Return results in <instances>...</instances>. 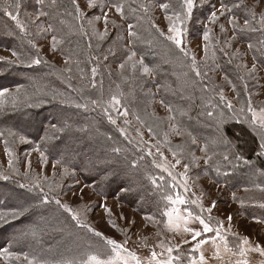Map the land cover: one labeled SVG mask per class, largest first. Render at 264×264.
Segmentation results:
<instances>
[{
	"label": "trees",
	"instance_id": "trees-1",
	"mask_svg": "<svg viewBox=\"0 0 264 264\" xmlns=\"http://www.w3.org/2000/svg\"><path fill=\"white\" fill-rule=\"evenodd\" d=\"M76 3L83 14L79 18L72 0H56L55 6L51 0L43 5L37 0H0V48L16 51L26 63L41 60L31 67L0 60V91L8 90L0 98V157L4 153L11 161L9 170L0 161V253L7 249L28 258L34 251L40 257L47 252L48 261L55 263L62 252L52 246L64 240L61 264L75 261L68 257V247L83 239L94 243L97 239L61 206L60 199L78 184L104 199L118 200L143 209L140 212L145 216L155 213V218L164 220L156 206L160 162L153 154L159 147L142 142L135 130H147L153 139L164 143L169 123L160 110L173 114L174 125L184 135L174 143L179 156L194 151L193 141H199L195 135L213 150L225 138L233 150L224 157L257 160V167L264 172V160L256 156L261 144L251 128L234 120L221 96L226 86L217 80L219 74L228 77L240 96H247L251 89L236 58L227 55L230 49L224 47L230 33L253 46L250 50L256 65L264 72V29L259 23L264 13L248 0H220L226 7L213 22L216 1L194 0L190 18L182 25L175 22L183 30L178 47L159 28L153 13L175 18L184 12L183 0H96L92 8L88 0ZM118 4L123 6L122 14L114 7ZM165 4L167 8L161 7ZM106 5L116 14L108 17L107 25L103 15ZM250 10L256 14L255 20ZM41 11L47 15L39 16ZM8 12L18 14L25 32ZM233 18L235 28L230 22ZM246 18L251 28L261 30L243 29ZM129 25L135 36H129ZM105 28L107 35L101 39ZM205 34L210 41L209 55L198 59L190 42ZM193 57L200 76L193 71ZM220 125L225 137L218 135ZM35 162L45 165V170L46 164L52 163L55 170L50 176L45 170L39 174ZM221 166L228 167L225 163L213 167Z\"/></svg>",
	"mask_w": 264,
	"mask_h": 264
},
{
	"label": "rangeland",
	"instance_id": "rangeland-1",
	"mask_svg": "<svg viewBox=\"0 0 264 264\" xmlns=\"http://www.w3.org/2000/svg\"><path fill=\"white\" fill-rule=\"evenodd\" d=\"M3 1L7 2V0ZM215 1L214 11L216 16L221 15L223 10L221 9L220 0ZM248 1H250L251 5L256 6L259 12L264 13V0ZM105 10L106 12L108 11V17L116 16L113 8L106 5L103 8V11ZM153 16L159 28L167 37L173 35V33L169 32V26L172 23L177 27L175 18L170 22L167 19L168 16L160 12L153 13ZM209 42L204 37L190 42L194 55L198 59L206 56L205 47L209 48ZM224 47L231 51L227 55L231 54V56L236 58L241 72L251 84V89L247 96H240V93H237L236 89L233 90L231 86L234 83L228 77L219 74V76L217 75V80L226 86L224 91H221L222 100L227 105L229 102L231 103V108L227 107L231 110L234 120L251 128L259 143H264V139H262L264 137V128L260 127L259 121L253 124L252 111H249V108H251L259 113L261 109H264V72L256 65L249 46L232 33L228 36ZM44 48L49 56L51 51L48 46ZM208 55L209 49L207 51ZM0 57H4L6 61L14 60L12 53L1 48ZM253 65H255L254 71H252ZM242 85L244 87L243 83ZM237 100L239 101L238 106H236ZM160 112L169 123L164 143H159L153 139L147 130L135 128L142 142L159 147V149H155L157 155L153 154L159 158L160 162L157 170L160 175L155 183L159 202L156 205L157 209L161 210L162 214L176 209L173 212V217L179 215L184 219H188L189 223L187 226L194 231L202 232V235L194 240L192 233L183 231V224L180 231H169L165 227L168 217L164 214V220L159 221L154 217L155 213L153 215L148 213L145 216L142 211L140 212L143 209H134L115 199H104L94 193L88 186L78 184L65 198L60 200L68 205L69 208L80 213L81 221L83 224L88 225V227H84L87 231L94 235L95 232H100L103 236L95 235L97 238L93 239L95 243L91 240L83 239V241L73 244L72 248L67 246L71 250L68 257L76 261L85 258L87 253H110V246L106 244L104 239V237H107L116 240L118 243L127 241L125 247L129 251L135 252L145 264H147V259L150 258L152 251L158 254V259L167 258L169 255L167 248L169 247L173 249L171 255L179 258L174 260L173 264H190L193 257L198 260L201 251L208 264H236L238 260L244 259L248 261V264H264V256L258 252L248 251L245 257H240L238 254V246L244 248L251 246L254 248L256 245H260L264 247V206H262L264 205V172L257 167V160L243 161L239 157L235 160L230 159V156L225 159L223 155H227L233 150V146L225 138V140L223 139L224 143L221 146L217 145L216 150H213L212 148L209 149L197 135L195 136L199 141L194 139L193 152L186 151L184 156H179L176 153L174 156V151L178 149L174 143L180 142L184 135L179 133L178 125H174L176 120L173 114H169L166 110H160ZM129 126L133 129L132 123ZM220 127L221 125L218 127V135L225 137ZM133 132L135 133V131ZM168 144L171 147H167ZM218 150L228 152L219 153ZM258 150L256 156L261 155L264 160V154H262L264 149H261L259 145ZM177 160H180L179 164L176 163ZM0 161L9 170V158H6L4 153H2ZM25 162L24 159L23 164ZM221 163H225L228 167L224 168L221 166L214 169L213 166L221 165ZM185 164L188 165L187 173H185ZM34 168L39 174H43L45 165L35 162ZM54 170L55 167L53 168L52 163L46 164L45 173L48 176L52 175ZM23 171L28 173L25 169ZM169 173L172 175H169ZM13 175L11 174L9 177ZM177 195L184 203L172 204L167 199L169 196L176 199ZM194 201L195 203H193ZM106 209H110L111 214ZM207 209H211V211L208 212ZM144 210L148 211L150 209ZM189 213L192 214L191 217ZM148 217L152 219L149 220ZM196 217L203 218L208 222L213 231L203 233V226ZM209 217H211L210 220ZM229 217H231V220H229ZM113 224L116 227H113ZM89 229H94L95 231ZM216 229H219L220 235L226 239L232 252L224 250L223 242L216 237ZM245 237L249 240V245L242 243ZM213 238H215V243ZM200 240L207 242L201 245L199 250L193 251ZM216 244L220 245L219 259L216 257ZM64 245V240L53 244L52 248L54 250L62 252L61 258L55 263L52 260L48 261L47 252L43 257H40L34 251L26 259L22 255H18L16 251L11 253L12 255H0V264H29V261H34V264H61L63 254L66 252V250H63L65 248ZM14 246L19 247V245L15 244ZM233 253H236V255H233ZM131 264H135V262L132 261Z\"/></svg>",
	"mask_w": 264,
	"mask_h": 264
},
{
	"label": "snow or ice",
	"instance_id": "snow-or-ice-1",
	"mask_svg": "<svg viewBox=\"0 0 264 264\" xmlns=\"http://www.w3.org/2000/svg\"><path fill=\"white\" fill-rule=\"evenodd\" d=\"M37 2L41 5L44 4L45 0H37ZM73 5L75 6L76 9V13L78 18L80 16H82L83 14L80 11L79 5L76 3V0H72ZM95 3L96 0H88V7L92 8L95 7ZM56 4V0H51V5L55 6ZM8 7H11V5H8ZM114 7L116 8V11L120 14L123 13V6L122 5H114ZM161 7L163 8H167L168 6L165 5H161ZM194 7V0H183V4H182V8L184 9L183 14L177 13L175 14V19L176 21H179L180 24L182 25L184 20H187L188 18H190L191 16V12L192 9ZM226 7V5L221 4V9L223 10ZM15 8L17 10V13L19 12V8H20V4L17 3L15 5ZM145 11H147V8L144 9ZM5 11H7V8H5ZM251 12V19L255 20L256 19V14L253 10H250ZM221 14L223 15V11L221 12ZM8 15L10 16V18L12 20H14L16 22V26L20 29L21 32H25V26L23 23H21V21L18 18V14L14 15L11 12H8ZM39 16H44L47 15V13L41 11L39 14ZM104 20H105V25H107L108 22V14L107 12H105L104 14ZM96 19H99V17H96ZM167 19L171 22L173 20L172 16H168ZM211 19L213 22H215L218 17L216 16V12L213 11L211 13ZM234 28L236 27V22H235V18H233L232 21H230ZM115 23V21H113V24ZM260 25H261V29H264V14L261 15L260 17V21H259ZM132 25H129V36H135L136 33L131 31ZM251 28V24H250V20L249 19H245L244 22V26L243 29H250ZM242 29V30H243ZM261 29H255V28H251V30L253 31H257V30H261ZM223 31V28L221 29ZM169 32L173 33V35H169L167 38L171 41H173L178 47L182 45V40H181V36L183 34V30L180 27H176L174 24L170 23L169 26ZM107 35V28H105L104 33L100 34V38L103 39L104 36ZM53 49H55L56 44H57V40L56 37L54 36L53 38ZM204 39H208L207 34H205ZM31 43V42H30ZM253 46L251 44H249V48H252ZM181 51H183V48L181 47ZM207 46L205 47V55L207 57ZM187 55V53H185ZM133 55H135L133 53ZM12 56L15 57L16 59L14 60H8L6 61L9 64H25L26 61L21 59L20 54H18L16 51H12ZM129 59H131V57H129ZM0 60H5L4 57H0ZM41 63V60L39 58L36 59H31L30 61H28L26 63V66L31 67L33 65H39ZM124 65H121V68H123ZM255 70V65H253V69L252 71ZM95 69H93V73L95 74ZM193 71H195V74L197 76H200L201 73L200 71L196 68L195 65V58L193 57ZM144 72L147 74L149 72V69L147 67L144 68ZM19 88L17 89V92H19ZM8 92L7 89H4L2 91H0V98L4 97L6 95V93ZM222 96V94H221ZM223 98V96H222ZM113 101H115V103H119L118 100H116L115 97H113ZM0 103H2V101H0ZM79 107V105L77 106ZM228 107L231 108V103L229 102ZM169 111L171 112L172 109L171 107H169ZM249 111H252V120H253V124H255L257 121H259V125L261 128H264V109H261L259 113H257L256 111L252 110L251 108H249ZM125 115L127 114V112L124 113ZM209 116H212L213 113L209 112L208 113ZM113 123H115V121H112ZM20 139L23 141L24 137H20ZM262 139H264V137H262ZM195 141H193L194 143ZM261 149H264V143H261L260 145ZM116 151H119L118 149H116ZM206 151V149H205ZM264 154V153H262ZM173 155L175 156L176 153H173ZM210 159V158H209ZM225 159H228L227 156H225ZM177 164L180 163V160L176 161ZM9 165L11 166V161H9ZM135 166V165H133ZM185 168V173H187L188 170V165L185 164L184 165ZM67 169H65V174H67ZM169 175H172L171 173H169ZM6 178V177H5ZM173 179H175V177H173ZM155 183V181H153ZM38 186V185H36ZM21 187H27V185H21ZM41 191H43V189H41ZM167 199L169 200L170 203L172 204H176V203H184V201L182 199H180V197L177 195L176 199H173L171 196L167 197ZM45 202H47V199L45 198ZM56 203L58 205L61 204L60 200H56ZM195 203V201L193 202ZM66 211H69L72 213V219L76 221V223L78 225H82L84 227H88V225L83 224V222L80 219V213L74 211L73 209L69 208L68 205L63 204L61 205ZM213 206H215V204H213ZM264 206V205H262ZM23 211H27V209H23ZM106 211L111 214V210L110 209H106ZM176 209H172V211H166L163 214L165 216L168 217L167 222L165 224V227L169 230V231H180L182 224H183V231L186 233H192L193 239L195 240L197 237L202 235V232L200 231H194L192 228H189L187 225L189 223L188 219H184L182 217H180L179 215H177L176 217H173V212H175ZM208 212L211 211V209H207ZM22 214V213H21ZM191 213H189V216L191 217ZM149 220H151V217H148ZM196 219L199 220V223L203 226V233H209L213 231V228L210 227L209 223L206 222L203 218L200 217H196ZM211 219V217H209V220ZM229 220H231V217H229ZM113 227H116L115 224H113ZM91 231H95L94 229H89ZM216 237H218L220 239V241L223 242V246H224V250L226 252H232V249L228 247V243L226 241V239L220 235V231L219 229H216ZM35 234V233H33ZM95 235L97 236H103L102 233L100 232H95ZM106 244L110 246V253H100V252H95V253H87L85 258L79 259L77 261H66L65 264H131L132 261L135 262V264H145L144 261L141 260V258L139 256H137V254L135 252H131L129 251L126 247L125 244L127 243V241H125L124 243H118L116 240L111 239V238H107L104 237ZM207 241L205 240H200L195 248L193 249V251H197L200 249L201 245H203L204 243H206ZM213 242L215 243V238H213ZM242 243L244 245H249V240L245 237L242 240ZM161 247H163V245H161ZM248 251H255L260 253L262 256H264V247H261L260 245H256L254 248L253 247H249V248H244V247H240L238 246V254L240 257H245L246 253ZM167 252H168V257L165 259H158V254L155 251H152L150 258L147 259V264H173L174 260L179 259L178 257H174L172 256V252L173 249L171 247L167 248ZM12 255L11 253L7 252V249L3 250L2 253H0V255ZM233 255H236V253H233ZM216 257L219 259L220 258V245L216 244ZM27 259V257H25ZM29 264H34V261H29ZM190 264H208V261L206 260L203 252L201 251L199 254V258L198 260L193 257L192 260L190 261ZM236 264H248V261L246 259L244 260H238L236 262Z\"/></svg>",
	"mask_w": 264,
	"mask_h": 264
}]
</instances>
